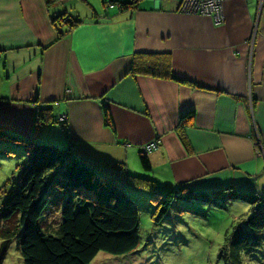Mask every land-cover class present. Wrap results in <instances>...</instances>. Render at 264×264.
I'll return each instance as SVG.
<instances>
[{"label":"crops","instance_id":"0c3cea01","mask_svg":"<svg viewBox=\"0 0 264 264\" xmlns=\"http://www.w3.org/2000/svg\"><path fill=\"white\" fill-rule=\"evenodd\" d=\"M128 1L0 0V130L252 215L238 197L264 198V0L225 1L221 26L178 13L181 0L118 7ZM134 61L150 73L132 74ZM39 110L51 120L36 128Z\"/></svg>","mask_w":264,"mask_h":264},{"label":"trees","instance_id":"16d2710c","mask_svg":"<svg viewBox=\"0 0 264 264\" xmlns=\"http://www.w3.org/2000/svg\"><path fill=\"white\" fill-rule=\"evenodd\" d=\"M44 1L53 4L59 0ZM140 2L129 0L118 7L135 10ZM62 21L63 18H59L56 23ZM77 24L68 22L69 29ZM165 60L167 69L168 59ZM149 73L134 61L132 74ZM46 113L48 110L36 113V128L51 120ZM102 113L104 125L113 131L109 112L103 105ZM193 119V112H188L178 121L176 132L182 143V132L192 126ZM0 141L23 145L27 153V160L17 167L18 183L0 208V219L5 223V227L0 228V237L3 241L17 238L23 264H91L98 253L121 256L134 251L138 246L139 210L127 188L149 193L154 206L151 219L155 225L163 221L178 200L209 203L213 198L185 186L163 193L154 180L129 174L124 163L79 159L69 148L40 143L34 138L26 139L0 130ZM138 161L142 171L149 172L147 154L141 152ZM50 191H59L65 196L54 234L42 229ZM238 198L251 205L252 215L241 219L227 240L226 264H240L241 252L255 249L264 232V198Z\"/></svg>","mask_w":264,"mask_h":264},{"label":"rangeland","instance_id":"374dc122","mask_svg":"<svg viewBox=\"0 0 264 264\" xmlns=\"http://www.w3.org/2000/svg\"><path fill=\"white\" fill-rule=\"evenodd\" d=\"M26 160L23 145L0 141V208L18 183L17 167ZM127 193L139 210L137 248L121 256L98 253L91 264H226L227 240L241 219L251 217V212L237 205L241 203L231 207L219 200L220 207H215L194 200H181L159 225H155L151 219L154 206L149 193L132 188H127ZM64 198L59 191L47 194L49 205L42 218L45 232L55 233ZM4 227L5 223L0 219V228ZM3 243L7 246L1 264H23L17 238L3 241L0 237V248ZM239 260L240 264H264V232L259 245L251 252H241Z\"/></svg>","mask_w":264,"mask_h":264},{"label":"built area","instance_id":"2783aa9c","mask_svg":"<svg viewBox=\"0 0 264 264\" xmlns=\"http://www.w3.org/2000/svg\"><path fill=\"white\" fill-rule=\"evenodd\" d=\"M226 0H181L177 12L184 15L208 16L215 26H221L224 23L222 6ZM109 9L114 8L113 4L107 6ZM65 116L58 119V122H64ZM153 145L155 148L156 144ZM143 147L144 154L152 150V146Z\"/></svg>","mask_w":264,"mask_h":264},{"label":"water","instance_id":"95a60500","mask_svg":"<svg viewBox=\"0 0 264 264\" xmlns=\"http://www.w3.org/2000/svg\"><path fill=\"white\" fill-rule=\"evenodd\" d=\"M6 246H7V244L3 243L1 248H0V264H1L2 260H3L4 254H5V251H6Z\"/></svg>","mask_w":264,"mask_h":264}]
</instances>
